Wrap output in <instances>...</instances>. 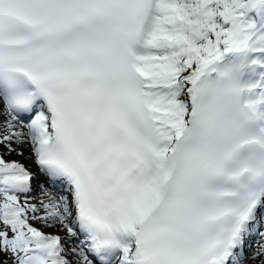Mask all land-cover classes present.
I'll list each match as a JSON object with an SVG mask.
<instances>
[{"label": "rangeland", "instance_id": "rangeland-1", "mask_svg": "<svg viewBox=\"0 0 264 264\" xmlns=\"http://www.w3.org/2000/svg\"><path fill=\"white\" fill-rule=\"evenodd\" d=\"M205 1L188 0L185 3L191 17L200 19L206 16L207 24H209L207 28L203 29L193 26L186 28L188 32L192 28L196 29V34L190 32L191 35H194L193 41L195 43L200 40L206 41L208 47L201 52L203 55L211 53L219 40L224 38L229 29V22H235V25L238 22V19L232 16V12H226L225 7H228L226 3L228 5L232 4L234 7L241 0H228V2L222 0V4H216L207 10L202 8V4ZM243 1L245 2V0ZM263 4L264 0H246V4L236 8L235 11L245 13L248 8H255L257 5L261 13L263 11L262 14H264ZM219 10L224 12L223 16ZM261 17L259 20L263 22L264 15ZM182 50L185 51L184 56H186L188 48L183 46ZM201 63L200 59H195L193 64L184 61L180 62L177 73V85L180 90L178 99L186 101L189 89L188 75L192 69ZM28 133L29 125L27 122L8 117L4 113V107L0 102V157L2 160L15 158L22 161L37 178L35 190L26 196L28 203L32 202L38 207L32 218L34 224L49 233H59L62 236L71 264H93L87 250L81 245V237L76 233L68 192L63 190L61 186L54 187L49 185L40 175L34 161L35 139L28 137ZM10 203L4 193L0 191V243L2 245V253L6 256H3V260H7L8 264H26L24 259L26 253L23 250L25 240L16 228L6 223L5 211L10 208ZM261 219L260 228L256 231L254 240L250 243L249 252L245 254V260L242 264H264V217Z\"/></svg>", "mask_w": 264, "mask_h": 264}, {"label": "bare ground", "instance_id": "bare-ground-1", "mask_svg": "<svg viewBox=\"0 0 264 264\" xmlns=\"http://www.w3.org/2000/svg\"><path fill=\"white\" fill-rule=\"evenodd\" d=\"M247 11L248 14L246 15V18H251L252 22L249 23L243 20L239 24L236 23L237 25H234L235 22H229V29L224 35V38L219 41L212 54L205 55V58L209 60L214 59V53L219 54L218 59H225L226 57H231L234 54H240L246 58H251L253 56L258 58L259 55L264 56V29H257L261 22L256 20L254 17L255 15L257 19H259V17L262 18L261 16L264 15L262 14L263 11L261 13V10H259L257 5L255 8H248ZM250 64L251 63H248L245 67H243V70L247 71L250 68ZM205 65L206 64H199L196 69L191 70L187 78L189 88L201 74V71L205 68ZM179 102L181 105L184 104V101H181L180 99ZM165 133L166 136H169L170 130H166ZM33 138H35V141H37V137L33 136Z\"/></svg>", "mask_w": 264, "mask_h": 264}]
</instances>
